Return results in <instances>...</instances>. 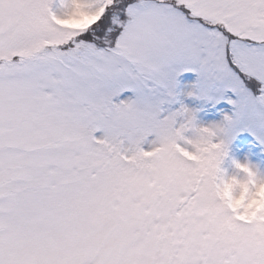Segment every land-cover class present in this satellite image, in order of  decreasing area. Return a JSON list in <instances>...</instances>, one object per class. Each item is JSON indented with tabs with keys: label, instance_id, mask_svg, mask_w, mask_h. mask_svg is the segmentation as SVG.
<instances>
[{
	"label": "snow or ice",
	"instance_id": "6c2138e0",
	"mask_svg": "<svg viewBox=\"0 0 264 264\" xmlns=\"http://www.w3.org/2000/svg\"><path fill=\"white\" fill-rule=\"evenodd\" d=\"M0 264H264V0H0Z\"/></svg>",
	"mask_w": 264,
	"mask_h": 264
}]
</instances>
